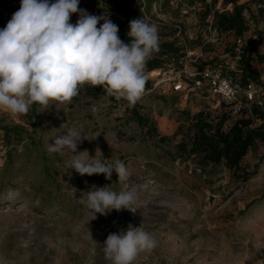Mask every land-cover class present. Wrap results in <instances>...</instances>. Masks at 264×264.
<instances>
[{"label":"rangeland","instance_id":"rangeland-1","mask_svg":"<svg viewBox=\"0 0 264 264\" xmlns=\"http://www.w3.org/2000/svg\"><path fill=\"white\" fill-rule=\"evenodd\" d=\"M91 1L80 0L79 8ZM128 3L140 19L157 26L159 41L172 42L181 54L202 48L206 60L226 66L225 45L232 44L234 32L224 33L221 43L207 42L209 24L212 16L215 22L216 11L231 12L234 3ZM236 3L244 5L249 55L264 56V0ZM20 4L0 0V29ZM88 14L114 20L113 11L102 4ZM79 18V13L72 14L70 23L75 25ZM249 69L258 74V82L264 80V61L250 62ZM155 71L146 72L151 87L138 100L139 112L154 128L151 133L149 125L141 127L125 113L126 100L87 97L80 90L70 103L50 101L47 108L37 103L27 114L0 110V126H19L10 131L9 140H0V264H109L103 252L107 236L129 225L142 227L157 241L153 250L139 253L134 264L264 262V141H255L236 172L224 162H206L191 153L198 114L214 125L223 105L218 98L174 93L165 82L154 85L167 75ZM69 129L87 138L78 144L77 152L85 151L80 155L106 164L119 159L129 179L119 182L115 171L106 179L104 174L81 176L69 169L66 162L75 153L48 151L56 136ZM93 186H110L118 194L135 191V212L112 210L91 220L92 211L78 199Z\"/></svg>","mask_w":264,"mask_h":264},{"label":"clouds","instance_id":"clouds-1","mask_svg":"<svg viewBox=\"0 0 264 264\" xmlns=\"http://www.w3.org/2000/svg\"><path fill=\"white\" fill-rule=\"evenodd\" d=\"M80 0H21L3 29H0V110L12 115L27 114L33 103L47 108L50 101L70 103L84 84L102 86L109 97L135 105L145 91L147 60L159 51L158 29L144 19L130 21V42L118 35L119 29L107 16L90 15L79 8ZM79 13L75 25L72 14ZM103 20V24L97 26ZM96 107L92 112L95 114ZM80 131L69 129L56 136L48 151L63 155L75 153L66 162L81 176L113 171L119 182L129 179L125 164L116 159L106 164L96 157L77 152ZM75 196V192L73 193ZM135 191L119 194L110 186L92 187L79 202L96 214L127 209L136 202ZM147 203V201H145ZM157 246L152 234L142 227L128 226L119 234H109L103 252L109 264H134L141 252Z\"/></svg>","mask_w":264,"mask_h":264},{"label":"trees","instance_id":"trees-1","mask_svg":"<svg viewBox=\"0 0 264 264\" xmlns=\"http://www.w3.org/2000/svg\"><path fill=\"white\" fill-rule=\"evenodd\" d=\"M130 0H93L81 9L86 10L88 13L91 7L98 4L104 5L108 10L113 11L114 20L113 23L118 26V35L125 43L130 42L127 33L129 32L130 21L134 19H140V13L134 10L128 3ZM204 1V0H194ZM214 2L216 0H213ZM224 3H234V8L231 12H215L216 20L214 22L215 27L219 32L227 33L234 32L235 35H240L247 42L250 39H246L245 31L248 29L247 24L243 17V4H237L236 0H223ZM180 49L174 46L172 42L159 41V51L154 52L146 62L145 73L155 71L153 69L165 68L166 64L181 56ZM208 63L212 60H206ZM262 62L264 61L263 55H258L256 59L250 55L244 56L243 60L239 64L242 81L247 79H254L258 81V77L254 72L249 69L250 62ZM204 62V63H207ZM264 85V80L261 81ZM151 82L147 79L145 90L149 89ZM79 90L87 97L97 98L101 95H107L102 86H92L90 84H84ZM115 99L114 97H111ZM116 100V99H115ZM37 103H33L30 106L32 111L35 110ZM125 108V113L129 115L131 119L136 121L141 127L148 126L149 117L144 116L138 110V101L135 105H130ZM223 108H224V104ZM248 109H244L240 115L233 117L229 110H223L219 120L212 125L206 120L205 116H202V112L198 114L199 118L196 119L194 124V133L192 136L190 152L200 155L206 162L220 163L224 162L226 167L234 172L240 169V161L247 154L248 150L252 147L256 140L264 141V116L260 110L254 106ZM258 120V124L255 123ZM224 125L226 126L224 128ZM19 126H0V131L3 130V134L0 133V140H9L10 131L18 129ZM154 128L149 125L148 131L151 133Z\"/></svg>","mask_w":264,"mask_h":264},{"label":"built area","instance_id":"built-area-1","mask_svg":"<svg viewBox=\"0 0 264 264\" xmlns=\"http://www.w3.org/2000/svg\"><path fill=\"white\" fill-rule=\"evenodd\" d=\"M209 35L207 42L223 41L224 33L215 27L214 16L210 20ZM247 46L242 36L233 34L232 44L225 45V48H229L225 70L221 68V64L208 63L202 48L188 49L181 56L169 61L165 68L157 70V75H167L154 85L165 82L174 93L218 98L219 104H224L225 110H229L233 117L240 115L244 109L250 111L251 106L258 108L264 116V85L254 79L242 81L239 75V64L244 56L249 55Z\"/></svg>","mask_w":264,"mask_h":264},{"label":"bare ground","instance_id":"bare-ground-1","mask_svg":"<svg viewBox=\"0 0 264 264\" xmlns=\"http://www.w3.org/2000/svg\"><path fill=\"white\" fill-rule=\"evenodd\" d=\"M157 74H158V72H157V70L155 71ZM153 72H151L150 74H152ZM154 75V74H153Z\"/></svg>","mask_w":264,"mask_h":264}]
</instances>
